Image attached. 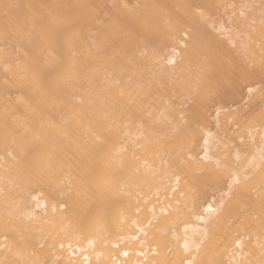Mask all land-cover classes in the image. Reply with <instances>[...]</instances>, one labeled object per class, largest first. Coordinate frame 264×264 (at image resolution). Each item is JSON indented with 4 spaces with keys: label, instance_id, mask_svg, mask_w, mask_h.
Returning <instances> with one entry per match:
<instances>
[{
    "label": "bare ground",
    "instance_id": "obj_1",
    "mask_svg": "<svg viewBox=\"0 0 264 264\" xmlns=\"http://www.w3.org/2000/svg\"><path fill=\"white\" fill-rule=\"evenodd\" d=\"M233 3L0 0V264H264L262 110L238 167L206 128L264 78Z\"/></svg>",
    "mask_w": 264,
    "mask_h": 264
},
{
    "label": "rangeland",
    "instance_id": "obj_2",
    "mask_svg": "<svg viewBox=\"0 0 264 264\" xmlns=\"http://www.w3.org/2000/svg\"><path fill=\"white\" fill-rule=\"evenodd\" d=\"M238 1V2H237ZM244 1V3H242ZM251 1V0H250ZM249 0H234V3H233V5H228L227 6V9H226V11H224L223 13L224 14H228L229 15V17H231V18H235V16H236V19L238 18V20H236V19H234L235 20V22H236V24H235V22H234V20H229L228 19V15L226 16V17H224V23H225V21H226V23H225V26H226V28L228 29L229 28V30L227 31V33H232V32H235L236 31V29L239 27V26H237V24L239 25V22H240V19H245L246 17H250L251 15L249 14L248 15V13L251 11V9H253V8H255V10L257 11L258 10V12L257 13H255L254 14V12H255V10L253 11V12H251V14L253 13V16H255L256 17V14H257V16L260 18V16H262V18H263V20L262 21H264V0H257L256 2L255 1H253L252 0V2H250ZM237 2V3H236ZM254 3V4H253ZM252 6V7H251ZM249 7V8H248ZM248 8V9H247ZM262 11H263V13H262ZM242 13H244V15L242 14ZM258 13L260 14H262V15H258ZM239 16V17H238ZM246 16V17H245ZM241 17V18H240ZM217 19V16L215 17V20ZM241 20V21H242ZM237 21H238V23H237ZM261 21V20H260ZM250 23V24H249ZM248 24H247V26L248 25H250V26H248V27H246V29H250V28H253V26H254V24H255V22H252V21H250ZM253 25V26H252ZM252 26V27H251ZM239 29H237V31H238ZM251 30V29H250ZM253 30V29H252ZM232 31V32H231ZM218 33H219V36H217L218 37V39H220V40H225V39H227L226 37L227 36H225V38H224V36H222V32L221 31H219V32H215V34L216 35H218ZM230 33H229V35H230ZM221 35V36H220ZM228 45H229V43H228ZM229 47H232V44L231 45H229ZM253 82V81H252ZM260 82V83H259ZM249 83V84H248ZM251 83V81L249 80L248 82H246L245 84H243V83H241L242 85H241V87H240V89L242 90L241 92H244V95L243 94H240L241 95V97L240 96H238V99L239 100H235V99H232V100H226L227 102L222 106V108H223V110H222V114L223 113H225L223 116L225 117V118H223V120L221 121V124L220 125H222V127H224V130H222L220 127V125L219 124H216L217 122H216V118L214 117V111H215V108H216V105H215V103L214 104H212L209 108V112H208V116H209V123H208V125L206 126V128H207V130H209V131H211V132H213V134L215 135V137H217L216 139H217V141H216V139H215V142L214 143H219L218 145L219 146H217L216 148V152L214 151V153H216V157L218 156H220V157H222V159H225L226 158V161H234V160H236V162H237V164L239 163V161H240V163H239V165H237L236 163H235V165L233 164V166H232V164H231V162H230V164L231 165H229V166H232V167H238V166H240L241 165V163H242V165H244L245 163H247L248 161H250V159L249 158H251V157H254V155H255V151H254V142H255V140H253V141H249V132H248V130H249V126H246L245 127V125L246 124H249V121L251 120V118L252 119H254V117L255 116H258L256 113H258L257 112V110H262L261 112L263 113L262 115H260L261 116V118H262V116L264 117V112H263V109H264V78L262 79V81H258L257 80V83H256V81H255V83L254 84H250ZM247 84V85H246ZM249 85H250V87L252 86L253 87V85H254V87L253 88H255V90L254 91H252V92H250V93H248L247 91H246V87H249ZM255 85H257V86H255ZM259 85V86H258ZM243 87H244V89H243ZM259 88V89H258ZM256 90H258V91H256ZM256 92H258V93H261V94H256ZM263 92V93H262ZM243 95V96H242ZM262 95V96H261ZM240 97V98H239ZM237 99V98H236ZM240 99H241V101H240ZM234 100V101H233ZM230 101V102H229ZM229 102V103H228ZM189 104V103H188ZM188 104H186V105H183V108H179V109H182V110H185V111H187V109H188ZM261 107H263L262 109H261ZM259 111V112H260ZM183 113V114H182ZM181 114H180V116H179V118H182L183 116H185V115H187L185 112H182ZM235 113V114H234ZM254 113V114H253ZM250 114H252V115H250ZM259 114V113H258ZM229 115H231V116H229ZM236 115V116H235ZM254 115V117H251V116H253ZM182 116V117H181ZM222 115H220L219 117H223ZM227 116H229V117H227ZM250 116V117H249ZM231 117V118H230ZM234 117V118H233ZM237 117H238V119H237ZM227 118V119H226ZM250 120H249V119ZM256 118V117H255ZM258 118H260V117H258ZM258 118H257V120H258ZM261 118L257 121V122H252V123H250V128L252 127L253 128V126H254V128L256 129V133H259V132H261V129L263 128V125H261V124H264L263 122H262V120H261ZM226 119V120H225ZM244 119H246V120H244ZM263 120H264V118H262ZM237 122H236V121ZM261 120V121H260ZM227 123V126H226V123ZM245 121V122H244ZM252 121V120H251ZM262 122V123H260V122ZM216 122V123H215ZM222 122H224L223 124H222ZM248 122V123H247ZM234 123V124H233ZM235 123H236V125H235ZM244 123H245V125H244ZM260 123V124H259ZM241 124H243V126H241ZM252 124V125H251ZM220 127H219V126ZM224 125V126H223ZM231 125V126H230ZM239 126H241V127H239ZM257 126V127H256ZM238 128H241L242 129V131L239 129V130H236V129H238ZM251 128V129H252ZM227 129V130H226ZM229 129V130H228ZM233 129L234 130H236V131H233ZM245 129V130H244ZM220 130H221V133H220ZM242 132V135L240 134L239 135V133H241ZM243 131H244V133H243ZM222 132H223V134H222ZM230 132V133H229ZM236 132V133H235ZM239 132V133H238ZM235 133V134H234ZM232 134V135H231ZM243 134H248V136L247 137H245L244 136V138H243ZM220 137H219V136ZM225 137H223V136ZM234 135V136H233ZM235 135L236 136H242V137H237L236 138V140H235ZM232 136V137H231ZM230 137V138H229ZM218 138H220L219 140H218ZM222 138V139H221ZM233 138V139H232ZM241 138H243L242 139V141L241 142H239V139H241ZM247 138V139H246ZM223 140H225V141H223ZM235 140V141H234ZM238 140V141H237ZM231 141V142H230ZM244 141H245V145L243 144L244 143ZM222 142V143H221ZM226 142V143H225ZM227 142H228V144H227ZM221 143V144H220ZM241 143V144H240ZM216 144V145H217ZM222 144H226V145H229V146H227V148H226V145L224 146L223 145V148H224V151H223V149L222 150H219V149H221V147H220V145L222 146ZM233 144H234V146H233ZM239 144V145H238ZM242 145H244V146H242ZM234 147V149H233V147ZM218 147H220V148H218ZM231 147V150H232V152H231V150L229 149ZM237 148V149H236ZM241 148H243L242 149V152L240 151L241 150ZM251 148V149H250ZM198 149H201V148H198ZM226 149V150H225ZM240 149V150H239ZM237 150V151H236ZM239 150V151H238ZM244 150V151H243ZM248 152H251V154L250 153H248ZM222 151V152H221ZM228 152L229 153V155L231 156H229L228 155V153H227V155L226 154H224V153H226V152ZM197 152H201V150L199 151V150H197ZM224 152V153H223ZM231 152V153H230ZM233 152H238V155L240 154H242L241 155V158H240V155H239V158L240 159H238V158H232V157H234V153ZM232 154V155H231ZM250 154V155H249ZM254 154V155H253ZM224 157V158H223ZM230 158V159H228L227 160V158ZM249 157V158H248ZM217 159H220V158H217ZM218 160L219 162H222L223 160ZM246 159H247V161H246ZM245 161V162H244ZM235 162V161H234ZM222 164H224L223 162H222ZM228 164L229 163H225V165L224 166H228ZM223 178H221L220 179V182H221V180H222ZM228 179V178H227ZM227 179L225 178V182H227ZM223 182H224V179L222 180ZM223 182H221V184L223 183ZM223 185V184H222ZM220 185L219 187L220 188H218V189H220L221 190V192L223 191L222 189H225L226 187H225V185H226V183H225V185ZM221 186L222 187H225V188H222L221 189ZM216 188H215V193H216ZM225 191H226V189H225ZM225 191H223L224 192V196H225ZM211 192H214V191H211ZM210 192V193H211ZM234 192V191H233ZM215 193H212V194H210V196L208 197V199H210L211 197L212 198H214V200H216V201H218V200H221L220 198V196H222V194L223 193H220V191H219V194H217L216 193V195H215V197H214V194ZM213 195V196H212ZM217 195L220 197H217ZM230 196H231V193L229 194ZM228 195V196H229ZM224 196H222V198H225ZM219 198V199H218ZM218 199V200H217ZM230 199V198H229ZM228 198H225V200H229ZM232 199V198H231ZM225 200H223V203H228L227 201L226 202H224ZM154 222H155V220H153ZM153 221L152 222H150L151 223V225H153ZM155 224V223H154ZM247 240H249V238H246ZM246 240V241H247Z\"/></svg>",
    "mask_w": 264,
    "mask_h": 264
}]
</instances>
